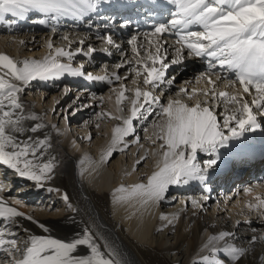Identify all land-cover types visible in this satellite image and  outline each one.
Instances as JSON below:
<instances>
[{
	"label": "snow or ice",
	"instance_id": "obj_1",
	"mask_svg": "<svg viewBox=\"0 0 264 264\" xmlns=\"http://www.w3.org/2000/svg\"><path fill=\"white\" fill-rule=\"evenodd\" d=\"M100 2L101 0H0V23H15L36 14L40 17L36 20L40 25L53 22L51 30L55 32V23L66 18L76 22L84 21L97 11ZM166 3L171 6L168 19L164 23L154 24L153 30L146 34L149 46L145 50L146 54L141 53L136 36L128 40L137 65L131 71L136 76L143 77L144 85L154 89L161 84L171 85L172 79H165L169 62H166V49H163V43L167 41L165 34H168L174 37L175 45L179 46L175 49L178 57H182L187 50L189 56L200 58L207 64L202 76L210 87L207 90L194 88L191 91L182 88L178 95L182 94L185 99H171L163 105L151 91H142L138 87L133 96L128 97L125 95L127 89L122 86L117 104L130 100L129 115L109 116L110 119L121 120V125L115 127L102 162L107 163L118 146L120 151L128 148L130 141L126 137L132 136L139 143V138L134 136L133 121L147 120L153 114L160 119L153 122L154 139H150L153 145L160 141L158 148L161 161L156 165L157 170L147 178V183L130 187L121 185L114 189L111 195L115 204L135 202L146 208L164 201L170 186L187 185L191 181L203 183L208 169L217 164V159L212 157H216L219 150L227 146L228 141L239 139L246 132H254L260 128L257 117H264V0H166ZM7 17L13 19H6ZM62 39L69 41L68 36H63ZM101 39L106 44L115 46L110 35ZM79 43L83 45L84 41ZM47 47L49 55L42 61L16 62L8 55L0 54V166H5L19 178L33 182L38 189L44 188L54 179V158L47 162L44 160V152L50 147L47 137L40 139L27 135L38 132L44 125L27 124V121L38 117L25 114L21 94L33 81L59 79L65 74L83 76L88 80H107L109 83L112 79L85 73L83 63L78 67L72 66L77 55L91 56L96 51L92 46L86 50L82 47L66 50L54 48L49 42ZM62 60L67 62H61ZM178 62V59L170 61L171 64ZM122 66L123 64L116 65L117 68ZM213 76L230 87L238 86V91L217 92ZM113 78L116 81L127 79L118 74H113ZM200 97L206 99L201 100ZM152 105L158 106L155 113ZM219 107L224 109L220 113L222 121L216 112ZM120 111L124 109L121 108ZM198 153L209 157L204 162V167L198 161ZM137 163H140L139 159ZM46 190L59 191L51 187ZM3 191L4 182H0V193ZM62 198L68 203L67 194ZM8 199L0 195V264H125L107 244L102 250L98 238L88 227L74 233L68 240L51 235L31 234L20 241L17 233L21 222L32 221V217L11 206ZM257 199V209L264 207V199ZM193 205L198 206L196 201H193ZM176 218L166 215L160 217L169 225ZM32 222L43 233L50 231L46 225ZM24 231L30 230L24 228ZM231 235L221 232L211 236L204 245L205 249L210 248V255L193 260L192 264H237L245 256V250L230 244L215 247V244ZM218 253L224 259L217 258Z\"/></svg>",
	"mask_w": 264,
	"mask_h": 264
},
{
	"label": "bare ground",
	"instance_id": "obj_2",
	"mask_svg": "<svg viewBox=\"0 0 264 264\" xmlns=\"http://www.w3.org/2000/svg\"><path fill=\"white\" fill-rule=\"evenodd\" d=\"M112 5L116 6L115 0H112V3L109 0H101L99 3L102 9L111 8ZM6 19L13 18L7 17ZM48 25L49 27L53 26V22H49ZM65 26L64 35L53 38L51 33H48L49 30L43 29L42 25L36 22L35 14L24 20H17L15 23H0V54H4L2 50H5V52L7 51V53L15 57L16 62H21L29 58H37V61H42L49 55V49L47 47L49 42L54 45V48H65L66 50L70 48L75 50L78 47H82L86 50L87 47L92 46L96 49L97 53H105L98 51L105 50L108 44L102 41L98 42L88 37V34L84 31L77 32L68 28V24H65ZM63 36H68L71 44H69V41L62 39ZM136 37L137 43L141 46V53L146 54L145 50L147 47L145 46H148L146 38ZM148 39H154V37H148ZM81 40L84 41L83 45L79 43ZM128 40H130L129 37H127V39H117L115 46H107V49L113 51V53L101 62L96 60L95 65L87 63L84 55H77L72 62L73 67H78L80 63H83L84 66L87 65L89 68L87 67L88 69L85 73L112 78L110 83L107 80L95 82L83 76L74 77L65 74L59 79L33 81L30 86L25 89V92L21 94V102L25 106V114L38 117L36 120L27 121V124L29 126H33L37 123L44 125L38 132L27 133V135L40 139L45 137L48 138L50 147L44 152V160L47 162L54 158L55 164L54 179L48 182L44 188L38 189L33 186L34 190H26L27 192L24 197L27 199L25 200L29 202L31 196L40 195V193H42L41 190H46L48 187L59 189V191H57L59 193L58 197L61 199L60 202L64 206V211L59 210L53 214L39 211V209L32 211V209L29 210V207L23 205L24 202L20 203L17 202L18 200L16 199H13V201L8 199V203L11 206L16 207L26 216H31L32 221L46 225L50 230L48 233H43L36 223L29 220H22L17 238L23 241L31 234H43L68 240L73 237L74 233H78L83 228L88 227L98 238L102 250L104 245L107 244L111 250L118 254L117 258L122 259L125 264H192L193 260H198L204 255H210V248L205 249L204 245L211 236L219 235L221 232H228L230 234H235H232L231 237L226 238L224 241L218 242L215 244V247L221 248L225 244H230L236 248L245 250V256L242 257L237 264H264L263 252L260 249L261 242L255 237L264 238V220H260L262 217L264 218V207L257 209V205H259L257 197L264 199V184H257V186H255L257 189L251 186L252 183L260 180L262 172L264 171V159L253 166L255 168V177L247 175L248 178L242 174L243 179L238 181L239 184H237L239 187H243H241V190L235 189L234 198L229 196L232 188L228 190L230 185L226 179H224V181L227 182L224 188L221 189L217 186L216 190H211L213 186L209 183L206 184V180L210 175V172H207V178L203 183L200 181H191L187 185L170 186L169 190L179 188V190L184 191L183 193L186 197L181 198L180 208H176L173 212H162L161 205L165 200L158 205H151L146 208L140 207L135 202L128 204L113 203L111 193L114 189L121 185L130 187L138 183H147V178L157 170L156 165L161 161V153L158 148L160 141H157L156 145H153L152 139H154L153 133L155 129L153 126H149L145 132L149 140L146 144H142L140 155H136V150L139 145V143H137V145L131 148L132 155H130L129 160L116 158L117 153L124 152L120 151L118 146L107 163L102 162V156L111 143L115 127L121 125V120L110 119L109 116L126 117L129 115L128 110L131 107L130 100H124L120 105L117 104V97L122 86L127 89L125 95L128 97H132L135 89L138 87L141 88L142 91L152 90V94L157 96L163 105H166L171 99H185L182 94L178 95L182 88L191 91L194 88L197 90H207L210 87L206 83V78L202 76V73H205L203 70L204 65L196 58H194V60L188 56L178 57L175 51L176 47L169 42L163 43V49H166V62H169L165 79H172L173 81L174 78H181V81L178 83L177 80L175 84L172 82L171 85L161 84L159 88L155 89L151 86L144 85L143 77H138L135 72L131 71V69L137 65L136 57L132 51V45L128 44ZM167 41L169 40L167 39ZM17 50L20 51L19 54H16ZM183 58L189 59L185 63H180ZM173 59H178L179 62L171 64L170 61ZM129 61L131 63H128ZM62 62L67 61L62 60ZM118 64H123V66L117 68L116 65ZM187 67L191 69L190 74L187 72L181 73V68H185L184 70H186ZM113 74L127 77V79L116 81L113 78ZM212 79L216 81L215 90L217 92L228 91L229 93H234L238 91V86L236 88L230 87L226 83L218 81L216 76H213ZM77 89H79V91L75 93L76 97L79 95L78 100L81 99L88 104L101 100V98L106 100L108 102L105 105L106 108L102 109L108 115L103 113L97 120L94 118L93 120H89L88 123L82 122V125L81 123H73V127H69L70 131L67 132L65 139H63L66 133V121L64 120L61 124V128L64 129L63 134L58 135L55 132L58 127L51 124L49 120L55 103L60 100L63 101L68 93L71 91L74 92V90ZM26 94H28L31 99L26 97ZM84 94L86 96H84ZM94 96L97 100H93ZM32 98L39 99L35 103L32 102ZM246 98L250 99L249 97ZM200 99L204 100L206 98L200 97ZM186 102L189 104L192 103V101ZM44 105L48 107L47 111H49L47 118L42 108ZM121 108H123L124 111H120ZM152 109L155 113L158 110V106L152 105ZM223 111V107L216 109L220 120L223 118V116L220 115ZM152 117L155 121H158L157 116L154 117L153 114L149 116L147 120H136L133 121V124L134 126H142L149 123ZM53 120L55 123L56 118ZM154 120H152L151 124H153ZM94 122L95 124L99 122L97 128L99 131L101 130L102 133L104 129L106 130V136L103 139H89V137L92 138L90 127L91 125L93 126ZM259 122L264 128V117H259ZM70 125H72V123ZM103 126H105L104 129ZM95 128L96 125L93 126V129ZM259 132H261V130ZM102 135L103 134H101V136ZM84 137L88 138L89 142L92 140L90 145L82 144ZM130 137L131 136L126 137L125 139L128 140ZM128 141H130L129 144L134 142V140ZM230 145L233 144L228 141L227 146L221 148L217 156L221 151L224 152V149ZM92 147H96L97 149V152H95V150L92 151L94 158H90L85 154V151L90 150ZM202 155L205 157L201 159L202 161L209 159L207 155L202 153H198L197 158ZM146 156L148 160L145 166L138 171V165L142 163V160ZM217 156L212 158H217ZM122 158H124V155H122ZM138 159L140 163H137ZM81 161H83V163H81ZM198 161H200V159ZM126 162L127 164H125ZM260 165L263 166L259 167ZM242 168H244V166H239V169ZM81 173H83V175H81ZM227 177L229 178V176ZM29 188L31 189V187ZM246 189L249 191L246 192ZM203 191L206 195H203ZM211 191L216 194L220 192L219 194L223 195V199L225 195L224 201L226 203L233 200V204L229 205L230 210L237 211L241 214L240 222L234 218L231 220L229 230L223 229L224 224L221 223L222 220L215 217L217 206L214 208V212L208 215L207 220L210 219V221H206L205 218L198 213L199 210L204 209L202 205L206 203L209 204L207 195L210 194ZM52 192H48L49 194L47 193V197H51L50 195H52ZM64 194H67L69 198L68 203H65L62 198ZM194 194L198 195V198L192 196ZM0 195L7 197L6 191H3ZM36 197L39 198L38 196ZM52 201L48 200L47 202L54 204L55 202ZM193 201H196L198 206H194ZM189 202L192 203L191 205L193 208L190 211H188ZM69 204L71 207H69ZM236 205H238L239 208H236ZM249 205H252V207H249ZM209 208H206V211H209ZM251 211L252 217H250ZM161 215L177 218L173 220L172 225H169L167 221L160 219ZM255 216L259 217L256 218ZM210 224H212V227H215H210ZM13 227L15 230V226ZM241 227H244V229L246 228L250 233L245 232L236 236V230ZM24 228L30 231L25 232ZM243 236L253 237L248 241V246L246 248L234 243L235 237L238 238ZM21 247H23V244H21ZM153 252H156L157 259L154 258L155 256H152ZM163 255L164 258H166V255L170 262L164 260ZM217 258L222 259V254L218 253Z\"/></svg>",
	"mask_w": 264,
	"mask_h": 264
},
{
	"label": "rangeland",
	"instance_id": "obj_3",
	"mask_svg": "<svg viewBox=\"0 0 264 264\" xmlns=\"http://www.w3.org/2000/svg\"><path fill=\"white\" fill-rule=\"evenodd\" d=\"M2 52L4 54L8 55L13 61H16L15 57H13V55L7 53V51L5 52V50H2ZM98 52H105V51L102 50V51H98ZM19 53H20V51L17 50L16 54H19ZM107 53L108 54H112L113 51H109L108 50ZM87 67H88L87 65L84 66L83 70L85 72H87V69L89 68V67L88 68ZM184 69L185 68H181V70H182L181 73L187 72L188 74H190L191 69L189 67H187L186 70H184ZM181 73H180V75H181ZM93 76H95V75H93ZM168 77H170V76H168ZM177 80H178V83H179V81H181V78L180 79L174 78L173 84H175ZM93 81L97 82L98 80H93ZM78 91H79V89L74 90V92L71 91L65 97L66 99L64 98L65 100L63 99V101L62 100L57 101L55 103V107H54V109L52 110V113H51V117H50L49 121L51 122V124H54V125H56V127H58V129L55 130L56 134H58V135H62L63 134V130L64 129L61 128V124L64 122V120L66 121V126H65L66 133H65V136H64L63 139H65L67 132L70 131L69 127L70 126L73 127V123H76V124L77 123L78 124L81 123V125H82V122L83 123H88L89 120H93L94 118H95V120H97L98 118H100L101 114H103V113L106 114V112L103 111V109L106 108L105 105L108 103L106 100H103V98H101V100H97L95 98V96H94L93 100L95 99L97 101L96 102H90L88 104L87 102H83L81 99L78 100L79 99L78 98L79 95H78V97H76V93H75V92H78ZM153 91H155V90H153ZM33 93H35V92H33ZM25 96L29 97L28 94H26ZM84 96H86V95L84 94ZM84 96H82V97H84ZM38 99L37 98H32V102L36 103L38 101ZM75 102H77V103H75ZM160 102H161V100H160ZM62 103H64V104H62ZM42 108H43V110L45 112L44 115L47 118V115H49V111H47L48 107L46 105H44ZM155 116L156 115L154 114V117ZM55 118H56V122L54 123L53 119H55ZM159 119L160 118L157 116V120H159ZM257 119L259 121V116L257 117ZM152 120H154L153 117L149 120L150 122L147 123V124H144L142 126H138V125L134 126V136L139 138V145H138L137 150H136V155H140L141 154L142 144L143 143L146 144L147 141L149 140V137H147L145 135V132H146L145 129H147L149 126H153V124H151ZM222 120H223V118H222ZM71 123H72V125H70ZM95 125H96V128L93 129V126H95ZM98 125H99V122H97L96 124L94 122L93 126L91 125V127H90L91 135H92L91 139L94 138L93 140L103 139L106 136V130L104 129L105 126H103L104 132L102 133L101 130L99 131V129L97 128ZM258 129H260V128H258ZM258 129L256 131H254V132H257V131L259 132L260 130H258ZM254 132H246L239 139L230 140V143L232 142V144L235 145L237 141H241L246 136H251ZM101 134H103L104 136L103 135L101 136ZM83 139H82L83 140L82 144H84V145H90L91 144L92 140L89 142L88 138L84 137ZM128 140H132L133 141V137L131 136L130 138H128ZM135 145H137V143L135 141L132 144H129L128 148L124 152L116 154L117 155L116 158L118 157L119 159L121 158L123 160H126V159L129 160L130 155H132L131 148L134 147ZM93 150H95V152H97L96 147H92L90 150L85 151L86 152L85 154L87 156H89L90 158H94V156L92 155V151ZM122 155H124V158H122ZM204 158L205 157L203 155L198 158V160L200 159L199 162L201 163V167L205 166L204 165L205 161L201 160V159H204ZM147 160H148V158L146 156V159L144 158L142 160V163H140L138 165L139 166L138 171H140L141 168L145 166ZM125 164H127V162ZM218 166L219 165H214L212 168L208 169V171H207V172H210V175H209V178H207V180H206V184L209 183L210 185H212L213 187L211 188V190H213V191L216 190V187H217V185H216L217 178H215V177H217V175L219 173L218 171L219 170L221 171L222 168L226 167V165H222L218 169ZM0 175H1L0 182H4V191H6V196L11 201H13V198H15L16 200H18L17 202H20V203L24 202L23 205L29 207V210L32 209V211H36L37 209H39V211L48 212V213H52V214L56 213L59 210L60 211H64V206L60 202L61 199L58 197L59 193L57 191H55V192L53 191L52 195H50L51 197H47V193L48 192L45 189H43V190H41L42 193H40V195L31 196L30 201L27 202L25 200L27 198L24 197V195L27 192L26 190H34L33 189L34 185H32L33 182L31 183V181L19 178L18 176L13 174L10 170H7L5 168V166H0ZM142 178H143V175H142ZM29 187H31V189ZM204 191L202 193H203V195H206ZM213 191H211L210 194L207 195L208 196L207 200H208L209 204L206 203V204L202 205V208H204V209L199 210L198 213L201 214V216L203 218H205L206 221H210V219L207 220L208 215L212 214L214 212V208L217 206L216 207L217 208V213H216L215 217L216 218H220L222 220L221 223L224 224L223 225V227H224L223 229L229 230L230 229V225H231V220L234 218L235 220H238V222H240L241 214H239V212H237V211L230 210V206L229 205L233 204V200L232 201L230 200L228 203H226L224 201L225 197H226L225 195H224V199H223L222 198L223 195H221V194H220V197H218L220 192H217V194H216ZM183 192L184 191L179 190V188H176V189L173 188L172 190H169L168 193L166 194V199H165L164 203H162V205H161L162 212H173V210H176V208H180V206H181V204H180L181 198L182 197L186 198L184 196L185 194ZM176 195H178V196H176ZM36 196H38L39 198H37ZM192 196L198 198V195H196V194H194ZM48 200H51V201L53 200L52 202H55V203L54 204L51 203V202L48 203L47 202ZM191 204H192L191 202L188 203V211L193 209ZM206 208H209V211H206L207 210ZM236 208H239V206L236 205ZM39 213H41V212H39ZM250 217H252V211L250 212ZM255 217L258 218L259 216H255ZM262 219L264 220L263 217L260 220H262ZM210 225H211L210 227H212V224H210ZM214 227L215 226H213L212 228H214ZM241 228L237 229L236 230L237 232L234 231V232H236V236L239 235V234H243L245 232L250 233V231L248 232L246 230V228L245 229H244V227H241ZM263 229H264V227H263ZM232 234H235V233H232ZM255 237L258 240H260V242H261L260 249L262 250L263 257H264V238H260L258 236H255ZM252 238H253L252 236H243V237H238V238L235 237L234 238V241H235L234 243L235 244H239V246H242L243 248H246L248 246V241L251 240ZM238 239H240V240H238ZM152 256H155L154 258L157 259L156 252H153ZM165 257L166 258H164V255H163V259L169 261L168 257L166 255H165ZM222 259H224L223 256H222Z\"/></svg>",
	"mask_w": 264,
	"mask_h": 264
}]
</instances>
